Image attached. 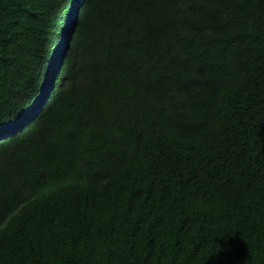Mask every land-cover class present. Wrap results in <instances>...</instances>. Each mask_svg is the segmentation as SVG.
<instances>
[{
    "label": "trees",
    "instance_id": "trees-1",
    "mask_svg": "<svg viewBox=\"0 0 264 264\" xmlns=\"http://www.w3.org/2000/svg\"><path fill=\"white\" fill-rule=\"evenodd\" d=\"M0 264H264V0H0Z\"/></svg>",
    "mask_w": 264,
    "mask_h": 264
},
{
    "label": "clouds",
    "instance_id": "clouds-1",
    "mask_svg": "<svg viewBox=\"0 0 264 264\" xmlns=\"http://www.w3.org/2000/svg\"><path fill=\"white\" fill-rule=\"evenodd\" d=\"M68 32H66V34H67ZM68 47H69V42H67V46H66V48H65V50H64V52H63V57L62 58H64V55H65V53H66V51L68 50Z\"/></svg>",
    "mask_w": 264,
    "mask_h": 264
}]
</instances>
